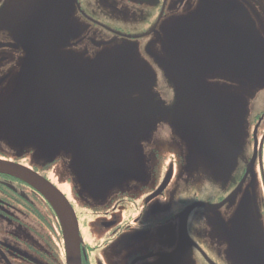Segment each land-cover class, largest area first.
Instances as JSON below:
<instances>
[{
  "label": "flooded vegetation",
  "instance_id": "obj_1",
  "mask_svg": "<svg viewBox=\"0 0 264 264\" xmlns=\"http://www.w3.org/2000/svg\"><path fill=\"white\" fill-rule=\"evenodd\" d=\"M102 47L138 83L147 121L129 177L84 187L108 181L107 157L127 155L105 151V162L88 142L49 163L0 133V159L51 183L56 171L80 264H264V0H0V92L32 51L89 58ZM0 264H66L47 198L2 172Z\"/></svg>",
  "mask_w": 264,
  "mask_h": 264
},
{
  "label": "water",
  "instance_id": "obj_2",
  "mask_svg": "<svg viewBox=\"0 0 264 264\" xmlns=\"http://www.w3.org/2000/svg\"><path fill=\"white\" fill-rule=\"evenodd\" d=\"M99 53L89 58L71 53L60 57L44 50L28 53L22 61L21 75L0 92V133L9 136L15 146L30 148L36 159L46 162L60 153L73 156L75 149L87 142L102 149L105 162V151L126 153V158L117 156L116 162L107 157L108 181L96 182L107 190L129 177L135 143L145 135L147 121L139 112L140 101L132 98L139 93L138 83L124 82L127 71L115 55H109H113L110 59ZM76 119L92 132H77ZM181 119L177 113L172 125L182 129ZM122 126L128 128L127 132H121ZM115 145L118 149L113 148ZM0 172L21 178L47 198L61 222L66 264H80L77 219L64 194L21 164L0 159Z\"/></svg>",
  "mask_w": 264,
  "mask_h": 264
},
{
  "label": "rangeland",
  "instance_id": "obj_3",
  "mask_svg": "<svg viewBox=\"0 0 264 264\" xmlns=\"http://www.w3.org/2000/svg\"><path fill=\"white\" fill-rule=\"evenodd\" d=\"M112 51H113V49H106L105 47H102L99 54L103 55L102 57H106V55L107 56L111 55ZM79 55H80V57L82 56V54H80V53H79ZM109 58L110 59L113 58V55L109 56ZM76 122H77V126H79V127L80 126H86V124H83V123L81 124V121H79V119L78 120L76 119ZM124 158H126V156ZM48 176L51 179V181L53 182V184L56 187H58L59 186V179L57 177L56 171H50ZM80 182L82 183V185L84 187H87V189H90V190H93V191H96V190L100 189L101 187H103V185L102 186L101 185H96V182H83V181H80Z\"/></svg>",
  "mask_w": 264,
  "mask_h": 264
}]
</instances>
